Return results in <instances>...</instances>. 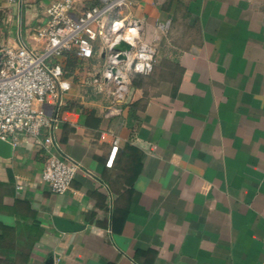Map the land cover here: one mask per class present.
I'll use <instances>...</instances> for the list:
<instances>
[{"label":"crops","instance_id":"1","mask_svg":"<svg viewBox=\"0 0 264 264\" xmlns=\"http://www.w3.org/2000/svg\"><path fill=\"white\" fill-rule=\"evenodd\" d=\"M57 1L0 0V46L39 48ZM133 13L157 47L153 72L119 96L102 37L89 61L67 55L54 145L23 135L0 154V233L43 231L27 264H264V0H134ZM51 154L80 164L63 194L42 177ZM55 216L84 227L63 232Z\"/></svg>","mask_w":264,"mask_h":264},{"label":"built area","instance_id":"2","mask_svg":"<svg viewBox=\"0 0 264 264\" xmlns=\"http://www.w3.org/2000/svg\"><path fill=\"white\" fill-rule=\"evenodd\" d=\"M19 3L21 0H7ZM77 0H59L47 8V20L36 29L39 48L26 45L0 47V139L16 145L21 136H28L39 146L54 145L51 129L57 117L54 105L72 87L66 76L65 58L75 53L82 62L95 55L99 37L105 43L107 61L103 77L116 86L119 96L126 89L131 74L149 75L157 60V47L142 35L143 24L133 13L134 0H100L81 14L75 10ZM125 40L131 49L120 51L114 45ZM119 148L116 139L111 166ZM80 164L65 155L51 154L42 173L43 179L55 193L71 189ZM20 188V186H18Z\"/></svg>","mask_w":264,"mask_h":264},{"label":"trees","instance_id":"3","mask_svg":"<svg viewBox=\"0 0 264 264\" xmlns=\"http://www.w3.org/2000/svg\"><path fill=\"white\" fill-rule=\"evenodd\" d=\"M72 59H68L70 66L75 62ZM6 189L0 182V211L5 208L4 197L9 193ZM42 235L43 231L37 226L3 227L0 233V264H27Z\"/></svg>","mask_w":264,"mask_h":264},{"label":"water","instance_id":"4","mask_svg":"<svg viewBox=\"0 0 264 264\" xmlns=\"http://www.w3.org/2000/svg\"><path fill=\"white\" fill-rule=\"evenodd\" d=\"M1 47V46H0ZM114 49L117 51H120V54L118 56L119 59H124L125 54L124 51H128L131 49L130 43H128L125 40H120L114 45ZM13 144L9 141H4L0 139V154L4 157H11L13 154ZM54 223L56 227L63 231V232H74L81 230L84 225L80 224L79 222H75L73 220L60 217V216H55L54 217ZM46 264H54V258L50 257L47 261Z\"/></svg>","mask_w":264,"mask_h":264},{"label":"rangeland","instance_id":"5","mask_svg":"<svg viewBox=\"0 0 264 264\" xmlns=\"http://www.w3.org/2000/svg\"><path fill=\"white\" fill-rule=\"evenodd\" d=\"M82 64V63H81ZM84 65H82L83 67L86 65V66H88V64H85V63H83ZM69 72V71H68Z\"/></svg>","mask_w":264,"mask_h":264}]
</instances>
